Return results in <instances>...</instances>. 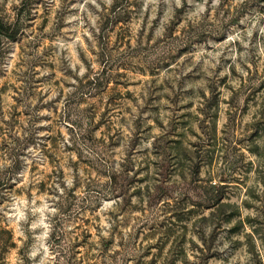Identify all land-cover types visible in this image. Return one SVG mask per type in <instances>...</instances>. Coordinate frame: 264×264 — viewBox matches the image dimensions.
<instances>
[{"label":"rangeland","instance_id":"1","mask_svg":"<svg viewBox=\"0 0 264 264\" xmlns=\"http://www.w3.org/2000/svg\"><path fill=\"white\" fill-rule=\"evenodd\" d=\"M118 1L115 27V0H32L0 64V120L36 132L0 203L18 244L4 264H68L54 233L84 219L92 264L112 235L114 264H264V0ZM91 72L102 85L83 99ZM80 136L106 142L121 211L94 196L108 177ZM65 188L91 191L88 209Z\"/></svg>","mask_w":264,"mask_h":264},{"label":"trees","instance_id":"2","mask_svg":"<svg viewBox=\"0 0 264 264\" xmlns=\"http://www.w3.org/2000/svg\"><path fill=\"white\" fill-rule=\"evenodd\" d=\"M33 2L32 0H23L20 8L16 11L15 16H9L4 12L0 14V64L5 57L6 52L9 49V44L11 42L16 41L20 35L24 32V23L25 20L29 17L28 12L32 10ZM128 7L123 2L115 0L112 13H113V23L115 27L118 23L122 22V17L124 13H128ZM125 13V14H126ZM102 73L100 74H92L87 76L85 79L79 80L76 85V90L78 93L80 92L82 98L93 96L95 90L100 89L102 85ZM1 114V113H0ZM2 115V114H1ZM36 132L31 130L28 136H25L22 139V136L15 131L13 121L0 120V203H2L10 191L14 188V186L18 182L17 174L20 168V164L22 160L20 159L21 155V146L24 144L31 143L32 140L35 139ZM84 138V137H83ZM81 136L79 137L82 141V144L86 147V150L96 154V160L100 167L105 168L106 176L108 180L104 183L102 190H94L96 195H94L98 200L102 201L103 198L114 196L117 199L115 200L117 211H121L120 198L124 197L127 193V184H119L117 179L119 177L118 173H120L119 169H116V172H113L111 169L113 166L108 164V160L104 157V151L97 149L99 145L103 146L106 142L95 140H88L86 138L83 139ZM88 141V142H87ZM47 142V141H46ZM43 144V149L48 146V142ZM43 150V151H44ZM4 162H1V161ZM91 191H87L84 196L81 197V202H76L80 197L76 194L74 190L68 191L65 188V195L69 198H73V202L71 203V207H81L82 211L88 209L85 201L91 197ZM82 203V206H80ZM103 207V204L101 205ZM115 212V210H111L110 215V223L112 225V229L115 228L116 225L120 223L118 216L119 213ZM79 214L81 212H78ZM78 216V215H76ZM85 224H78L75 226L74 234H70L65 232L62 234L54 233V238L57 240L61 246L62 242L67 239L66 245L63 249L65 252V256L67 257L68 264H92L90 261L92 258L90 257L88 249V241L87 237L91 236L89 233V220L84 219ZM70 237V238H68ZM103 241L102 248L99 250L100 262L107 264V260L111 261L110 264L113 263L114 255L108 253V249L110 245L113 243V235L110 240ZM18 247L15 234L12 229H10L6 224H0V264H4L6 262L7 255L15 248ZM81 247H85L84 250ZM117 253V252H116ZM23 254V253H21Z\"/></svg>","mask_w":264,"mask_h":264},{"label":"clouds","instance_id":"3","mask_svg":"<svg viewBox=\"0 0 264 264\" xmlns=\"http://www.w3.org/2000/svg\"><path fill=\"white\" fill-rule=\"evenodd\" d=\"M93 2H95V0H93ZM204 2H205V4H206V3H207V0H204ZM177 3H179V0H177ZM217 4H219V0H213V5L215 6V5H217ZM204 10H205V9H204V6L201 5V6L199 7V11H200V12H203ZM81 74H83V68L81 69ZM71 183H72L71 180H69V181H68L69 186L71 185ZM104 207H105V208H109V207H111V205H110V204H105ZM44 209H49V206H48L47 204H45V205H44ZM49 210H50L53 214L56 212V209H55V208H51V209H49ZM37 211H41V212H42L41 209H37ZM21 218H23L22 215H21ZM40 223L45 227L46 230L49 228V225L44 224V217H43V215H42V218H41ZM33 227L35 228L36 225L33 224ZM45 235H47V231L45 232ZM32 255L34 256L35 253H33Z\"/></svg>","mask_w":264,"mask_h":264}]
</instances>
